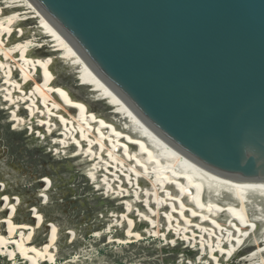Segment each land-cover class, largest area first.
Here are the masks:
<instances>
[{
	"label": "bare ground",
	"instance_id": "bare-ground-1",
	"mask_svg": "<svg viewBox=\"0 0 264 264\" xmlns=\"http://www.w3.org/2000/svg\"><path fill=\"white\" fill-rule=\"evenodd\" d=\"M10 8L15 11L6 14ZM27 21L33 26H24ZM73 87L80 89L78 96L71 93ZM2 97L11 107V120L58 144L59 151L82 156L90 164L84 175L96 177L98 187L110 189L109 196L132 198L120 212L130 239L143 234L133 231L138 222H148V233L158 222L168 242L178 235L182 242L203 244L205 264H227L238 255L247 261L260 253L264 264V186L208 168L157 135L29 0L0 3ZM93 103L106 107L105 113L92 110ZM39 183L44 189L37 196L45 197L50 180ZM3 189L0 215L8 214L0 219V252L22 256L26 264L52 263L55 224L46 242L35 245L32 237L41 216L33 207L37 223L15 224L19 202Z\"/></svg>",
	"mask_w": 264,
	"mask_h": 264
},
{
	"label": "water",
	"instance_id": "water-1",
	"mask_svg": "<svg viewBox=\"0 0 264 264\" xmlns=\"http://www.w3.org/2000/svg\"><path fill=\"white\" fill-rule=\"evenodd\" d=\"M157 135L264 186V0H29Z\"/></svg>",
	"mask_w": 264,
	"mask_h": 264
},
{
	"label": "rangeland",
	"instance_id": "rangeland-1",
	"mask_svg": "<svg viewBox=\"0 0 264 264\" xmlns=\"http://www.w3.org/2000/svg\"><path fill=\"white\" fill-rule=\"evenodd\" d=\"M2 1L7 0H0V3ZM10 9L5 13L15 11ZM24 24L33 26L28 21ZM59 79L66 85L71 83L70 79L60 76ZM77 91L80 89L73 87L71 93L78 96ZM1 100L3 97L0 98V187L19 202L12 221L15 224L37 223L32 213L35 207L42 225L34 231L33 243L46 242L52 223L58 231L55 259L52 263L37 264L207 263V249L203 244L193 239L182 242L178 235L168 242L160 236L158 222L154 225V233H148V222H138L133 231L143 234L135 240L130 239L129 228L121 225L120 212L132 198L110 197L109 188L98 187L96 177L84 175L90 164L86 165L82 156L70 154V149L63 153L58 144L33 128L15 123L10 119L11 107ZM97 108H102L100 113L106 111L100 104H91L92 110ZM43 179L50 180L45 197L37 196L44 189L39 183ZM133 208L143 210L140 204H134ZM6 214L0 215V219ZM0 230L3 232L4 228ZM4 253L0 252V264H26L22 256L10 257ZM262 256L260 253L244 261L238 255L227 264H263L260 262Z\"/></svg>",
	"mask_w": 264,
	"mask_h": 264
}]
</instances>
